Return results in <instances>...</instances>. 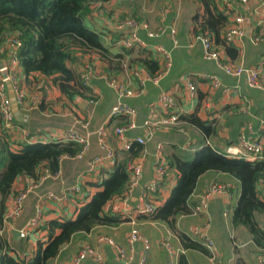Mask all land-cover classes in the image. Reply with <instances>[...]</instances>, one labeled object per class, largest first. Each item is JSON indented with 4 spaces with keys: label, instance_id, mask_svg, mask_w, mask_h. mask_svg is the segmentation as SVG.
Returning <instances> with one entry per match:
<instances>
[{
    "label": "crops",
    "instance_id": "crops-1",
    "mask_svg": "<svg viewBox=\"0 0 264 264\" xmlns=\"http://www.w3.org/2000/svg\"><path fill=\"white\" fill-rule=\"evenodd\" d=\"M157 1L159 0H111L90 6V13L84 18V24L101 36L103 46L108 54L100 55L91 52L90 55L81 57L82 64L77 66V74L79 75L84 70L85 65H90L96 74L104 76L123 77L122 65L124 64H127L129 68L133 67L147 72L137 62L139 58L137 52L143 51L147 60L154 61V56L151 55L150 51L153 47L161 45L170 51L171 67L166 77L160 82V86L172 94L180 112L179 119L194 114L201 122L209 125V134L204 136L197 128L180 119L181 125H183L181 127L182 132L167 130L158 132L151 137L145 136V155L139 187L132 191L126 204L112 199L103 208L104 212L118 214L121 216L120 220L125 219L126 221L110 229L96 227L86 235L74 237L70 244L64 247L50 264H70V259L75 255L80 245L88 244L93 247L95 237L98 234L107 235L116 244L124 245L127 232L131 227H135L149 243V250L145 255V264H168V255L161 246L162 241L167 238L172 250L177 252L176 264H264V259L261 260L260 257L264 253L262 249L252 244L250 237L242 227L231 225V213L236 205L239 189L237 181L227 175L205 173L200 176L194 191L187 200L189 208L195 204L197 196L209 184L223 186L224 192L208 201L204 216L190 217L184 215L178 217L175 222V229L183 234H185L188 227H201L204 222H207V235L216 256L206 249L205 253L190 249L186 250L178 242L175 233L168 230L161 223L136 218L138 215L134 213V208L138 205L139 188L149 181L152 176L151 161L156 144L160 143L162 145L161 156L163 160L169 154V150L166 149L165 145H175L179 150L190 153L204 145L215 149L209 143L210 138L217 141L215 145L221 150H216L223 155L224 149L235 141L240 131H244V134L250 138L259 139L264 145V129L258 127L259 124H264V93L260 90L247 88L243 77L235 80L223 76L213 62H206L202 59L198 44L189 45L193 35L191 18L195 12L201 11L199 2L193 0L194 6H186L182 1V9L178 14L172 0H160L162 4L160 6L162 8L159 7L160 10L155 8ZM176 1L181 2V0ZM260 1L247 0L245 4L239 6L238 11L244 19L242 24L243 35L234 38L227 45L233 48L234 58L228 57L222 44L216 47L224 62L232 64L241 62L244 66L250 67L256 65L264 56V22L260 23L261 19L264 18V5ZM213 2L216 8L220 10L214 0ZM140 5L141 9L145 11V15H139ZM162 9H165L163 15L160 13ZM120 16H129V18L136 21L145 22L151 31L164 26L174 27L179 47L177 49L170 48V38L167 33L159 37L148 38L145 32L140 30L138 36L144 42L145 48H134L131 53L127 54L128 50L118 46L122 34L115 31L113 26ZM231 24L232 19L228 16L227 24L220 34L221 40H223V33ZM252 37H258L259 42L251 43L250 38ZM2 48H4V45H2ZM0 61L4 63L5 59H0ZM203 73L219 76L221 86L216 90L208 91L202 81L199 80V76ZM184 81H189L194 85L193 96L188 95L184 87ZM10 83L13 89H16L23 97V105L18 106V109L25 117L22 123H18L21 126L19 125L12 131H8L10 141L50 142L70 127H74L80 133L83 132L80 124L85 120L87 113L86 100L88 97L86 93H83V98L80 95H75L67 101L54 87L50 86L48 79H40L37 83L28 86L24 83L18 66L10 72ZM259 83L264 86V69L260 72ZM130 86L133 89L138 87L134 80L130 82ZM91 88L95 91L98 99L89 118L87 129L92 133L104 126L103 137L114 151L115 157L120 149L113 138L112 131L114 127L124 125L125 121L123 122L120 118L110 119L109 111L115 101V96L102 79H92ZM156 95V88L149 83H145L138 98L124 99L126 104L135 108L137 112L135 122L137 125L147 115H150L149 109L154 108ZM247 125H250V131L245 130ZM23 131L27 134L26 137L23 135ZM141 134L142 132L136 129L127 132L126 137H136ZM184 143L188 144L186 150L181 149ZM98 154H100V151L97 147L96 137L90 135L89 147L80 160L62 158L57 173L54 176L47 177L26 195L20 216L6 225L3 224L0 228V239L6 241L9 255L16 253L20 257L25 256L32 246L27 241L29 239L36 241L41 236L35 229L29 231L25 238H18L16 241H13L10 235L12 230L17 232L23 230L25 223L33 217L34 204L40 195L50 193L54 197L51 201L41 203L42 222L57 217H73L74 200L79 199L81 195L76 193L64 196V190H68L75 183H78L80 187V184L82 185L86 181H95L101 171L108 169L103 167L93 173L88 174L85 172L86 161ZM114 159L116 161V157ZM166 173L164 182L160 184L157 192L151 196L154 207L166 199L175 184L172 171L166 170ZM30 182L31 179L25 176L16 178L6 200L5 208L11 205L10 200ZM224 213L225 216H223ZM24 245L27 249L20 254L19 249L22 250ZM140 251V245L136 244L134 261H136ZM98 252L101 254L104 264H120L112 251L106 246H100ZM211 256H213L212 260ZM237 261L239 262L237 263ZM84 264L94 263L87 259ZM131 264H134V262Z\"/></svg>",
    "mask_w": 264,
    "mask_h": 264
},
{
    "label": "trees",
    "instance_id": "trees-1",
    "mask_svg": "<svg viewBox=\"0 0 264 264\" xmlns=\"http://www.w3.org/2000/svg\"><path fill=\"white\" fill-rule=\"evenodd\" d=\"M109 1L0 0V59H5L8 54L2 45L7 37L13 36L20 42L15 58L26 85L31 86L40 79H48L50 86L65 100L69 101L75 95L83 98L85 92L77 74V66L82 64L80 58L91 52L108 54L101 36L85 26L84 18L90 13V6ZM197 1L201 11L192 15L193 35H207L215 47L222 44L225 53L233 59V48L220 39L228 16L216 8L213 0ZM137 53L139 65L153 75L157 70L155 61L147 60L143 51ZM114 118L125 121L123 117L110 119ZM180 119L197 128L204 136L209 134V125L201 122L194 114ZM19 125L14 122L15 128ZM7 133L0 120V228L3 225L6 200L16 178L25 176L31 179L30 183H35L44 170L55 175L62 158H74L79 151V146L72 142L10 141ZM165 147L169 150L164 159L166 170L174 174L175 184L166 199L155 206L149 216L136 218L161 223L175 233L184 249L205 253L199 243L175 229V222L178 217L190 214L191 207H188L187 200L200 176L205 173L224 174L236 180L239 189L231 213V225L242 227L252 244L264 252V203L257 200L254 194L255 181L264 178V162L248 163L229 159L205 145L192 153L179 150L175 145ZM141 151L142 148L136 144H132L127 152L119 151L112 167L101 171L95 181L80 184L78 193L81 196L74 200L73 217L43 221L35 229L41 236L35 241L31 256L9 255L6 241L0 239V249L7 251L4 255L0 254V264H50L74 237L86 235L96 227L110 229L124 222L118 214L106 213L103 208L123 193L128 179L127 163Z\"/></svg>",
    "mask_w": 264,
    "mask_h": 264
},
{
    "label": "built area",
    "instance_id": "built-area-1",
    "mask_svg": "<svg viewBox=\"0 0 264 264\" xmlns=\"http://www.w3.org/2000/svg\"><path fill=\"white\" fill-rule=\"evenodd\" d=\"M217 7L224 11L227 16L232 19V24L223 33V41L230 43L234 38L242 37L243 30V17L240 15L238 8L240 5L246 3L247 0H214ZM260 3L264 5V0ZM234 7V9H233ZM160 13L165 14V9H162ZM264 22V18L260 23ZM114 30L120 32L122 37L119 39L118 46L125 50L134 48H145L144 42L139 38L138 32L143 30L148 38H155L168 34L170 38V48L177 49L179 42L176 37V29L174 27H159L153 31L149 30L147 25L141 21H135L133 19L115 21ZM258 37L250 38V42L255 44L259 42ZM198 44L201 51V57L206 62H213L217 70L225 77L232 79H239L243 77L244 84L247 88L260 90L264 93V86L259 83V75L262 69H264V56L254 66H244L241 62L234 64L224 62L221 59L219 51L214 46L213 42L207 35L196 34L191 36L189 45ZM4 48L7 49V56L4 61V67L0 69L6 71L7 80L10 82V72L17 66L15 58V51L20 46V42L13 36L7 37L4 42ZM154 57V61L157 64V70L153 75L133 67H127L126 64L122 65L123 77L116 76H104L98 75L94 72L90 65H85L78 75V80L81 87L86 93L88 99L87 113L85 120L80 124L82 133L78 132L74 127L65 129L60 133L55 140L62 142H72L79 146V151L73 159L80 160L86 153L89 147V137L94 135L96 137L97 147L100 154L95 155L86 161L85 172L93 173L100 168H110L115 164L114 151L110 145L105 141L104 126L90 133L88 131L89 118L93 112V109L97 103V95L91 88V80L94 78H100L104 81L105 85L111 89L115 96V101L110 108L109 117H123L125 124L122 126H116L113 128L112 135L117 142L120 151L127 152L131 149L132 144H136L142 148L141 153L134 159L127 163L128 179L125 189L121 195L113 198L119 203L126 204L132 191L139 187V182L142 178L143 159L145 155V136L151 137L158 132L167 130L181 131V121L179 119L180 112L177 104L170 92L163 89L160 86V82L166 77L171 67L170 51L165 49L161 45L153 47L150 51ZM2 54V51H0ZM136 81L137 89H133L130 86L131 81ZM199 80L206 86L208 91L216 90L221 86L219 76L211 73H203L199 76ZM145 83L151 84L157 90L155 105L153 109H149L150 115L141 121L140 124H136L135 119L137 112L124 102V99L138 98L141 94ZM184 87L189 96L194 95L195 87L189 81H184ZM15 103L21 107L23 105V97L18 93L16 89ZM32 104V103H31ZM156 117H155V116ZM0 120L1 125L5 131H12L14 127V118L11 112V106L6 95V88L4 79L0 75ZM260 129H264V124H259ZM139 129L142 134L136 137H126V133L131 130ZM245 130H251L250 125H247ZM23 135L27 134L23 131ZM28 141V140H27ZM187 143L181 146V149L186 150ZM162 145L156 144L155 151L152 154V176L149 181L144 183L139 188L138 205L134 208V213L138 216H149L154 209L151 196L156 192L157 187L164 182L166 178V165L161 156ZM223 155L229 159L243 160L248 163L264 162V145L257 138H250L244 134V131H240L236 136L235 141L228 145L223 151ZM46 170H44L35 183H28L24 189L18 192L13 199H11V205L6 207L2 215L3 224H8L17 219L22 212V205L26 195L35 189L41 182L47 177H51ZM79 192L78 183L73 184L68 190H64V196L66 194H76ZM224 192V187L217 184H209L204 188L203 192L197 196L195 204L190 208V217L204 216L207 209V203L210 199ZM254 194L257 200L264 203V178L257 179L254 184ZM62 197V196H61ZM63 198V197H62ZM54 197L50 193H44L40 195L36 203L34 204L33 217L29 219L23 230L18 231V238L23 239L26 237L29 231L36 229L42 223V209L41 203L53 200ZM226 214L224 213L223 216ZM132 224V223H131ZM133 225V224H132ZM208 223L204 222L201 227L190 226L187 228L185 235L188 236L193 242L199 243L204 249L212 252L214 256V250L212 243L207 235ZM139 244L141 251L138 254L136 261H134V249L135 245ZM100 246H106L109 248L117 261L120 264H145V255L149 250L148 241L138 232L135 227H131L127 232L124 245H118L114 240L103 234H98L95 237V245L92 247L88 244H81L75 255L70 259V264H84L87 259L91 260L94 264H104V260L101 254L98 252ZM161 246L168 255V264H176L177 252L173 251L171 245L167 239H164ZM8 251V249H7ZM4 248L0 249V254L4 255L7 252ZM13 253V252H12ZM14 256L18 254L13 253ZM261 260L264 259V253L260 256ZM213 256H211V260Z\"/></svg>",
    "mask_w": 264,
    "mask_h": 264
},
{
    "label": "water",
    "instance_id": "water-1",
    "mask_svg": "<svg viewBox=\"0 0 264 264\" xmlns=\"http://www.w3.org/2000/svg\"><path fill=\"white\" fill-rule=\"evenodd\" d=\"M4 67V63L3 61H0V69H2ZM0 75L2 77V79H4V83H5V88H6V92L8 95V100L11 106V112L14 118V121L17 123H22L25 120V117H23L21 111L18 109L16 103H15V97H14V92L12 89V85L11 83L7 80V73L6 71L2 70L0 72ZM11 238L13 241H16L18 239V232L16 230H12L10 232Z\"/></svg>",
    "mask_w": 264,
    "mask_h": 264
},
{
    "label": "rangeland",
    "instance_id": "rangeland-1",
    "mask_svg": "<svg viewBox=\"0 0 264 264\" xmlns=\"http://www.w3.org/2000/svg\"><path fill=\"white\" fill-rule=\"evenodd\" d=\"M180 1V0H179ZM182 1L184 2V4L186 5V6H188V5H190V6H194V2H193V0H181V2H178V1H176V0H172V3H173V5H174V8H175V10H177V12H178V14H179V12L181 11V9H182V5H181V3H182ZM160 6H162V4L160 3V0L159 1H157L156 2V5H155V8H156V10H158V8L160 7ZM142 7H141V5L139 6V15L141 16V14H144L145 15V11L143 10V9H141ZM160 8H162V7H160ZM160 8H159V10H160ZM128 19H133V18H129V16H126V17H119V18H117L116 19V21H123V20H128ZM134 20V19H133ZM142 22V21H141ZM145 23V22H144ZM217 141H215V140H213V139H209V143L215 148V149H217V150H221L220 148H218L216 145H215V143H216ZM218 185V184H217ZM219 186H221V185H219ZM119 217H121V216H119ZM126 220L124 219V222H125ZM145 224V223H144ZM34 241L35 240H32V239H29L27 242L30 244V245H32L31 246V248H29V250L27 251V254H26V256L27 257H29V256H31L32 255V252H33V247H34ZM26 245H24V247H23V249L22 250H20L19 249V252H20V254L21 253H23L24 251H26ZM17 250V249H16ZM18 251V250H17ZM72 253V252H71ZM70 253V254H71ZM239 261H237V263H238Z\"/></svg>",
    "mask_w": 264,
    "mask_h": 264
},
{
    "label": "clouds",
    "instance_id": "clouds-1",
    "mask_svg": "<svg viewBox=\"0 0 264 264\" xmlns=\"http://www.w3.org/2000/svg\"><path fill=\"white\" fill-rule=\"evenodd\" d=\"M136 21V20H135ZM12 85V84H11ZM12 89H13V87H12ZM13 92H14V90H13ZM14 97H15V94H14ZM18 107V106H17ZM15 122V121H14Z\"/></svg>",
    "mask_w": 264,
    "mask_h": 264
}]
</instances>
